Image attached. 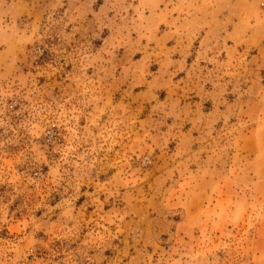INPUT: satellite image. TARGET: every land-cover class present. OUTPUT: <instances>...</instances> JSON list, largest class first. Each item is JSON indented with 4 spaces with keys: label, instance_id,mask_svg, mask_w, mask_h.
I'll return each mask as SVG.
<instances>
[{
    "label": "rangeland",
    "instance_id": "rangeland-1",
    "mask_svg": "<svg viewBox=\"0 0 264 264\" xmlns=\"http://www.w3.org/2000/svg\"><path fill=\"white\" fill-rule=\"evenodd\" d=\"M0 264H264V0H0Z\"/></svg>",
    "mask_w": 264,
    "mask_h": 264
}]
</instances>
